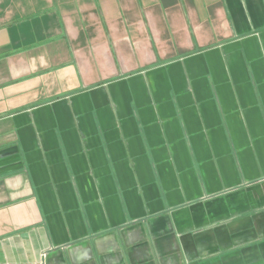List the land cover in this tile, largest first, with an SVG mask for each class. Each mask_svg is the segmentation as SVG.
I'll list each match as a JSON object with an SVG mask.
<instances>
[{"label": "crops", "instance_id": "1", "mask_svg": "<svg viewBox=\"0 0 264 264\" xmlns=\"http://www.w3.org/2000/svg\"><path fill=\"white\" fill-rule=\"evenodd\" d=\"M0 264H264V0H0Z\"/></svg>", "mask_w": 264, "mask_h": 264}]
</instances>
